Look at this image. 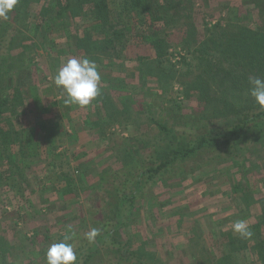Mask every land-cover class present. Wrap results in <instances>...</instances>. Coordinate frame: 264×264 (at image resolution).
<instances>
[{
  "label": "rangeland",
  "instance_id": "obj_1",
  "mask_svg": "<svg viewBox=\"0 0 264 264\" xmlns=\"http://www.w3.org/2000/svg\"><path fill=\"white\" fill-rule=\"evenodd\" d=\"M37 1H28L9 48H2L17 65L31 60L26 68L36 96L26 86L25 110L11 119L21 136L29 134L33 151L23 139L7 150L12 162L0 159V170L15 171L0 177L1 264H46V249L69 231L77 254L88 243L84 233L101 232L112 220L116 187L128 170L140 172L173 147L218 133L214 143L152 180L143 175L134 208L115 235L121 250L103 243L85 264H260L255 240H244L232 224L244 220L252 228L262 222L264 121L254 128L249 122L236 146L222 136L243 113L258 110L249 77L264 78V69L226 59L225 51L231 36L256 34L264 46V0H173L181 3L162 57L139 38L105 49L110 31L99 32L94 19L81 17L88 2L65 11L56 30L52 21L36 19ZM108 2L115 16L117 0ZM72 57L94 60L101 76L100 95L85 107L65 105L53 83ZM48 112L58 116L54 134L37 129L38 122L47 124ZM62 129L75 139L59 136ZM235 183L237 191L231 189ZM259 232L264 235V225ZM127 251H137L139 260Z\"/></svg>",
  "mask_w": 264,
  "mask_h": 264
},
{
  "label": "trees",
  "instance_id": "obj_2",
  "mask_svg": "<svg viewBox=\"0 0 264 264\" xmlns=\"http://www.w3.org/2000/svg\"><path fill=\"white\" fill-rule=\"evenodd\" d=\"M28 1L32 0H18L17 5L9 13V18L7 20H0V159H5L10 162H12L13 153H7V150L11 149V143L13 142H20L23 139L24 141L27 140L26 147H29L31 149L30 151H33V141L29 139V134L25 133L21 136L20 132L14 128L11 120L18 113L25 110L23 89L26 86L30 89V93L33 92V97L36 96L35 85L30 81L31 78L28 70L31 67L26 68V66H30L31 60H28L29 65H23L21 63L17 65L16 58L13 55L8 52L2 53L4 51H2L3 45L7 49L9 48L14 23L20 16L21 11L27 7ZM37 2L42 3L39 6L40 9L36 18L38 22L42 24L45 20H50L53 22V25H56L54 26L56 30L61 23V17L65 14V11H72L71 8H74V4L77 2H88L90 9L83 12L81 17H91L94 19L95 29L99 32L105 30L110 31V34H107L108 36L104 39L105 49L113 48L115 50L117 45H120L122 49L127 44L125 42L128 39L130 41L133 38H139V40L148 43L158 57H162L165 54L169 45L166 38L168 36L167 28L171 25L170 23H175L176 20L173 19L174 16L172 17V15L177 13L176 3H181L180 1L173 0H166V4L162 1L157 2L155 0H117V10L114 14L115 16H112L113 11L110 10L108 0H39ZM111 17L114 18L112 19ZM126 17H129L131 21L127 22ZM159 22L162 23L161 26L157 25ZM40 23L37 25L39 26ZM165 25L167 26L166 28ZM63 32L65 37H70L68 29H64ZM262 39L256 34L241 35L239 38L231 36L227 39L226 59L230 58L232 61L235 59L237 61L244 60L243 65L256 66L260 70L264 69V46L261 45ZM255 107L258 108L256 104ZM47 117L48 119H45L47 124L38 122L37 129L41 133L44 131L45 134H54L57 130L54 127H57L56 124L58 121L56 119L58 116L48 112ZM261 121H264V111H261L259 108L256 112H245L242 118L226 128L222 138L226 142H230L229 144L231 146H236L243 135L247 134L248 123L250 122L252 128H254ZM157 124L160 129L167 130L163 125ZM53 129L54 131H52ZM62 130V133L57 132L59 136L66 135L71 139H75V134H68L66 129ZM219 135L220 133L216 134L215 137L201 136L191 145L181 148L173 147L165 157L159 160L157 158V161L153 165L147 168H141L140 172L133 169V172L128 170L129 172L121 183V187H116L115 209L112 220L102 224V231L99 232V235L93 243L88 242L85 246L77 250V264L81 257H83V263L85 264L89 260V256L96 252L103 243H109L117 250H121L120 242L115 238V235L123 224L124 217L134 208L135 193L137 192V188L139 189L140 187V179L143 175H146V181L152 180L173 163L185 160L196 154L205 145L214 143ZM56 148L57 146L53 145V149ZM14 158L16 159V157ZM9 169L10 171L1 168L0 177L6 178L7 174L15 173L13 171L14 168ZM249 171L248 168L244 167L242 175L246 180L249 191L255 192L258 186L257 184H252L250 181L248 177L250 174ZM4 183L6 184V182ZM133 185L134 187H132ZM238 188L239 184L235 183L231 189L237 191ZM261 221L258 224L252 225V228H250L254 235L250 238L243 239L246 241L249 239L255 240L254 247L257 249L259 262L260 264H264V235H261L262 233L259 232V226L264 225V211ZM127 253L130 258L138 259L137 251H127ZM138 263L140 262L138 261Z\"/></svg>",
  "mask_w": 264,
  "mask_h": 264
},
{
  "label": "clouds",
  "instance_id": "obj_3",
  "mask_svg": "<svg viewBox=\"0 0 264 264\" xmlns=\"http://www.w3.org/2000/svg\"><path fill=\"white\" fill-rule=\"evenodd\" d=\"M18 0H0V20H7L9 13L17 5ZM101 76L98 65L87 57H72L66 60L53 77L54 85L62 90L65 105L78 107L88 106L100 95ZM249 95L261 111H264V78L249 77ZM232 231L242 238H250L253 233L244 220L232 224ZM98 228H92L84 233V238L93 243L99 235ZM74 233L68 234L58 242L52 243L45 252L46 264H77V254L72 243Z\"/></svg>",
  "mask_w": 264,
  "mask_h": 264
}]
</instances>
